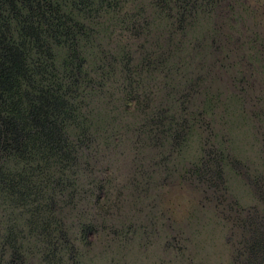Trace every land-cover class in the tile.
<instances>
[{
    "label": "rangeland",
    "instance_id": "1",
    "mask_svg": "<svg viewBox=\"0 0 264 264\" xmlns=\"http://www.w3.org/2000/svg\"><path fill=\"white\" fill-rule=\"evenodd\" d=\"M109 1L60 52L71 161L2 169L0 264H264V0Z\"/></svg>",
    "mask_w": 264,
    "mask_h": 264
},
{
    "label": "trees",
    "instance_id": "2",
    "mask_svg": "<svg viewBox=\"0 0 264 264\" xmlns=\"http://www.w3.org/2000/svg\"><path fill=\"white\" fill-rule=\"evenodd\" d=\"M109 5V0H0V192L8 191L1 179L10 160L33 156L34 171H48L47 183L49 177L53 183L54 173L71 159L73 144L63 132L72 113L68 90L78 86L69 77L78 62L60 52L72 50L90 30L88 15Z\"/></svg>",
    "mask_w": 264,
    "mask_h": 264
}]
</instances>
